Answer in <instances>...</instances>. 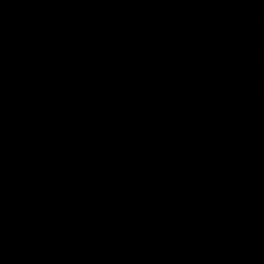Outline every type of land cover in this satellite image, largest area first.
<instances>
[{
  "label": "water",
  "instance_id": "water-1",
  "mask_svg": "<svg viewBox=\"0 0 264 264\" xmlns=\"http://www.w3.org/2000/svg\"><path fill=\"white\" fill-rule=\"evenodd\" d=\"M0 264H264V0H0Z\"/></svg>",
  "mask_w": 264,
  "mask_h": 264
}]
</instances>
